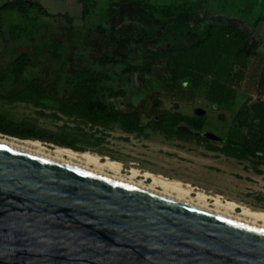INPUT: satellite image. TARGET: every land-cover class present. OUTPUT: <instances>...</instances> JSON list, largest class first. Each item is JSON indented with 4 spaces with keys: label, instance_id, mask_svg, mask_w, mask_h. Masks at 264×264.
Here are the masks:
<instances>
[{
    "label": "rangeland",
    "instance_id": "1",
    "mask_svg": "<svg viewBox=\"0 0 264 264\" xmlns=\"http://www.w3.org/2000/svg\"><path fill=\"white\" fill-rule=\"evenodd\" d=\"M8 1L12 0H0V7ZM22 1L38 2L52 16L45 18L36 9L30 11L29 20L15 11L0 13V71L5 70L15 56L28 54L33 64L27 69L26 77L45 80L49 88L56 86L58 101L38 97L24 85L9 82L1 93L5 99H0V116L56 134L70 144L69 148H61L121 163L123 175H129L132 169L141 175L150 172L188 183L210 196H221L252 211L264 212V147L253 157L243 159L221 153L234 126L242 125L264 138V98L258 100V95L237 98L231 91L229 103L223 105L221 111L210 109L207 112L194 102L202 94L190 87V80L171 86L170 66L166 67V59L157 63L155 57L167 53L166 44L177 48L192 45L193 42L186 38L187 32L204 35L211 24L219 29L223 27L225 30L214 32V39L203 52L205 58L212 60L217 53H224L226 57L215 60L209 70V66L203 68L211 78L225 79L228 74L225 61L235 57L236 66L243 67L248 73L246 88L252 90L258 84L262 66L256 57L258 48L250 51L252 55L247 61L239 60L237 51L242 39L233 31L238 29L249 39L256 38L259 45L260 41L264 42V24L258 26L260 33L257 36L253 31L257 19L264 18V0H191L195 18L190 30L180 31L165 40L157 34L161 28L169 26L170 21H164L158 13L122 6L119 0H88L91 5L86 19H82L83 6L78 0ZM148 1L157 6L169 4L168 0ZM65 15L72 20V27L67 24ZM37 30L33 40H28L29 33ZM141 38L143 43L133 45L134 40ZM51 44L62 45L61 60H54L48 53ZM105 54L152 70V75L123 77L122 67L106 68L115 90L126 92L124 99L111 104L123 112H128L132 104L143 120L149 121L155 118L153 106L159 101L162 103L159 110L169 113L164 131L182 136L199 135L206 138L207 143L199 145L186 137L168 138L153 129L132 132L121 125L71 111L66 106L71 92L70 79L82 68H96L99 58ZM182 66L186 67L183 60ZM199 108L202 115L197 114ZM250 113L257 119L246 124L243 118ZM179 116L193 119L201 130L196 131L185 123L176 124ZM40 143L49 151L60 147ZM141 180L140 176L137 181Z\"/></svg>",
    "mask_w": 264,
    "mask_h": 264
},
{
    "label": "water",
    "instance_id": "2",
    "mask_svg": "<svg viewBox=\"0 0 264 264\" xmlns=\"http://www.w3.org/2000/svg\"><path fill=\"white\" fill-rule=\"evenodd\" d=\"M0 264H264V231L0 144Z\"/></svg>",
    "mask_w": 264,
    "mask_h": 264
},
{
    "label": "trees",
    "instance_id": "3",
    "mask_svg": "<svg viewBox=\"0 0 264 264\" xmlns=\"http://www.w3.org/2000/svg\"><path fill=\"white\" fill-rule=\"evenodd\" d=\"M82 4V19H86L90 12V3L88 0H78ZM169 4L165 6H157L151 4L148 0H119L122 6H131L134 10L151 11L160 14L165 20L170 21L169 26L161 28L157 34L161 39L172 36L183 30H190L194 18L193 4L191 0H168ZM36 9L39 15L45 18H50L49 14L38 2L22 0L8 1L0 7L1 12H17L22 18L29 20L30 11ZM65 20L69 27H72L73 22L65 15ZM264 23V18H258L253 29ZM16 29V28H13ZM219 29L216 25L211 24L205 30L204 35H199L194 32H187L186 38L193 42L190 46L177 48L176 46L166 44L168 49L166 54H156L158 63L161 59H166L167 66H170V85L175 87L187 79L190 80V87L199 93L201 98L213 105L217 110L221 109L222 105L227 101L228 89H238L246 78V70L242 67L231 69L226 75L225 82L212 78L203 67L209 66L208 70L215 65V60L205 58L204 48L214 39V32ZM223 31L225 28L221 27ZM14 32V31H13ZM35 33L31 32L28 40H33ZM234 35L242 39V45L237 51V57L240 60L247 61L251 57L252 52L258 48V43L249 39L246 34L234 29ZM143 39L134 40L133 45L143 43ZM252 43V48L249 50L248 45ZM61 44H51L47 51L54 60H61L59 54ZM249 50V53H248ZM182 60L186 62V67L182 66ZM32 60L26 53L15 56L5 70L0 71V99H5L1 94L4 86L9 82L15 85H24L25 89L41 98L57 100L59 90L56 86L49 88L45 80L40 78H27L26 71L32 66ZM261 70L259 81L257 84L258 100L264 98V62H260ZM122 67L121 75L123 77L131 75H152L151 69H145L140 65L133 64L127 60H121L107 54L101 56L97 62L96 68L85 67L76 72L70 79V94L66 106L73 112L102 120L105 122L121 125L124 129L132 132L142 133L147 129L158 130L166 137L172 138L175 136L194 139L199 145L207 143L206 138L199 135L182 136L177 132L164 131L165 124L168 122L169 113L159 110L162 103L157 101L153 107L155 118L144 121L142 114L135 110L131 104L128 112L120 111L116 106L111 104L112 101L122 100L126 97L125 91L115 90L112 85V77L105 71L108 67ZM257 116L248 114L243 118L244 123L255 122ZM259 120V118H258ZM185 123L196 131L201 130V126L195 124L194 120L184 116H179L176 124ZM242 125L234 126L228 133L227 142L221 149V153L227 157L243 159L244 157H253L264 147V138L260 133H252L245 130ZM0 135L17 138L18 140H33L40 142H48L60 147H70V144L62 140L56 134L39 130L33 127H28L22 124L14 123L3 116H0Z\"/></svg>",
    "mask_w": 264,
    "mask_h": 264
},
{
    "label": "bare ground",
    "instance_id": "4",
    "mask_svg": "<svg viewBox=\"0 0 264 264\" xmlns=\"http://www.w3.org/2000/svg\"><path fill=\"white\" fill-rule=\"evenodd\" d=\"M0 144L264 231V212L252 211L218 195L210 196L188 183L170 180L150 172L141 175L134 169L130 170L129 175H123L121 163L61 147L49 151L39 141H20L0 135ZM140 176L143 180L137 181Z\"/></svg>",
    "mask_w": 264,
    "mask_h": 264
},
{
    "label": "crops",
    "instance_id": "5",
    "mask_svg": "<svg viewBox=\"0 0 264 264\" xmlns=\"http://www.w3.org/2000/svg\"><path fill=\"white\" fill-rule=\"evenodd\" d=\"M139 11V10H138ZM194 18H195V16H194ZM194 18H193V21H192V23L194 22ZM162 20V19H161ZM164 21H168V20H164ZM261 24H264V23H261ZM259 28V27H258ZM258 28L256 29V30H254L253 29V31L254 32H256V36H257V34H259L260 33V31H258ZM175 35V34H174ZM252 35H253V33H252ZM255 36V37H256ZM252 40H254V41H256L257 43H258V41L259 40H256V38H252ZM260 43V45L258 46V49H257V51H256V57L260 60L259 61V63L262 61V62H264V42L263 41H260L259 42ZM207 47V46H206ZM205 49V48H204ZM218 52H220V51H218ZM224 57H226L225 55H224V53H217V55H216V58L214 59V60H217V59H224ZM225 59H227V58H225ZM237 61V59H235V57L233 58V57H231V58H228L226 61H225V65H224V67L226 68V70H228V72L231 70V69H235V67H236V62ZM247 75H248V73L246 74V78H245V80L242 82V84L240 85V87L238 88V89H228V91H227V101H226V103H229L228 102V94L229 93H231V91H234L235 92V95H236V97L238 98V97H241V98H244V97H254V96H257L258 95V89H257V85H256V87H253V89L251 90L250 88H246V84H247V82H248V77H247ZM207 79H212L210 76H208L207 77ZM216 79V78H215ZM218 80H220V81H222V82H225V80H226V78L225 79H218ZM194 102H197L199 105H200V107H203L207 112H208V110H210V109H212V111H216V112H218L219 110L221 111V109H219V110H217V109H215L214 107H213V105L212 104H210L209 102H207V101H205L204 99H202L201 97H199V98H196V99H194ZM226 103H224L223 105H225ZM222 105V106H223ZM222 108V107H221ZM199 110H200V108H199Z\"/></svg>",
    "mask_w": 264,
    "mask_h": 264
},
{
    "label": "flooded vegetation",
    "instance_id": "6",
    "mask_svg": "<svg viewBox=\"0 0 264 264\" xmlns=\"http://www.w3.org/2000/svg\"><path fill=\"white\" fill-rule=\"evenodd\" d=\"M154 106H156V105H154ZM154 106H153V107H154ZM223 155H224V154H223ZM224 156H225V155H224ZM226 157H227V156H226ZM230 158H232V157H230ZM234 159H237V158H234Z\"/></svg>",
    "mask_w": 264,
    "mask_h": 264
}]
</instances>
